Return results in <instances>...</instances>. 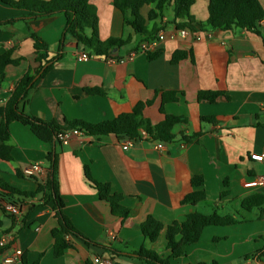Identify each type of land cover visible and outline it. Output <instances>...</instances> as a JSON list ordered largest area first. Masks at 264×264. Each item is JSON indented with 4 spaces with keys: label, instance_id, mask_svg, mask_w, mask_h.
Wrapping results in <instances>:
<instances>
[{
    "label": "crops",
    "instance_id": "crops-1",
    "mask_svg": "<svg viewBox=\"0 0 264 264\" xmlns=\"http://www.w3.org/2000/svg\"><path fill=\"white\" fill-rule=\"evenodd\" d=\"M90 2L97 9L100 40L116 38L128 44L111 57L92 55L89 61H81V55L89 54L72 36L64 35V15L33 19L29 10L0 0V21L14 20L0 26V55L12 52L13 59L21 60L5 69L0 108L6 106L22 77L39 68L35 34L47 44L49 59L61 58L30 91L25 105L29 115L66 129L74 121H112L133 112L139 103L152 101L143 115L157 125L165 118L160 112L162 93L176 92L178 102L166 104L165 113L186 117L187 123L174 128L176 140L163 143L162 150L153 140L143 142L140 148H126L128 138L115 135L72 136L53 146L39 140L28 126L11 124L8 144L13 160L0 158V180L21 193H36L50 178L47 155L56 148L63 213L91 244L69 235L70 247L56 258L52 232L59 222L49 195L11 197L0 188V245L5 240L3 248H7L0 254V264L17 251L23 256L15 264H95L97 258L114 264H147L137 258L136 251L145 247L164 257L170 252L165 231L155 243L144 238L139 227L146 219L153 216L168 226L192 213H217L233 217L237 223L207 227L201 240L172 264H264V206L252 211L242 207L246 198L264 196V186L245 187L264 177V162L251 159L252 154L264 155V20L259 25L261 36L242 29L206 28L201 31L203 39L195 42L178 35L172 7L163 19L150 22L148 15L155 6H145L141 14L149 31L162 27L158 34L164 33L165 40L144 54L138 52L141 45L153 40L127 24L129 15L118 10L113 0ZM259 2L264 7V0ZM191 14L197 24L206 22L209 1L197 0ZM159 51V58L149 60V54ZM179 51L188 57L173 64V55ZM132 53L133 58L127 60ZM87 89H99L103 94H89ZM201 91L223 92L225 96L214 103L200 101ZM195 134L200 135L192 141L183 140ZM35 164H41V171L26 176L24 170ZM85 166L97 182L109 184L113 194L124 197L122 205L131 210L128 219L113 215L110 203L100 198L87 179ZM196 176L203 177L202 188L193 187ZM200 190L206 193L205 201L183 203L186 196ZM223 192L228 195L221 197ZM7 203L25 206L21 219L13 220L4 211Z\"/></svg>",
    "mask_w": 264,
    "mask_h": 264
},
{
    "label": "trees",
    "instance_id": "trees-1",
    "mask_svg": "<svg viewBox=\"0 0 264 264\" xmlns=\"http://www.w3.org/2000/svg\"><path fill=\"white\" fill-rule=\"evenodd\" d=\"M18 9H27L31 12L29 18L38 19L52 17L56 15H64L66 17V27L64 35L72 36L77 44L81 46L89 56H106L111 57L115 50L120 49L128 44L122 39L110 38L101 41L99 38V17L96 7L90 0H2ZM209 1V17L204 23L197 24L191 14L192 7L197 0H113V5L120 10L125 16L130 17L127 24L139 35L154 40L162 27L155 26L152 31L147 27V20L141 14V10L145 6L154 5V9L149 12L148 20L155 21L163 19L165 11L172 7L174 19L173 24L177 30L189 29L192 32L204 31L206 28L235 30L242 29L248 32L262 35L259 25L264 20V7L259 0H208ZM14 20L0 21V26L10 24ZM194 25H198L196 29ZM35 41V49L38 53L37 62L39 68L32 73L28 71L18 82L11 98L5 107L0 108L2 121L0 124V158L5 162L13 160L12 148L8 142L10 140V126L18 122L24 126H28L33 134L41 141L56 146L58 144L57 133L71 129H79L86 135L90 136H109L115 135L121 139H138L140 131L146 130L150 139L153 141L171 143L177 136L173 133L176 126L186 124V117L168 115L165 113L164 107L168 103L178 102L176 92H163L160 112L165 115L164 120L153 125L150 120L145 119L143 112L146 107L153 104L152 101L147 103H139L131 113L118 116L112 121H106L98 124L87 123L84 121H74L69 124L68 128L58 127L54 122H45L39 120L25 111V105L30 91L34 88L38 80L44 78L53 68V65L61 58L57 56L49 59L47 55L48 46L37 35L32 34ZM161 52L149 54V60L153 61L161 56ZM188 57L186 52H176L173 55V64L179 63ZM193 59V57H192ZM21 60L12 58V52L0 55V85L5 79V69L9 65H18ZM89 94H103L99 89H87ZM223 92L201 91L198 98L200 101L216 102L220 97H224ZM203 120H212L203 118ZM200 134H195L190 138L183 137L185 141H192ZM49 163L50 178L45 185H40L36 193H21L17 189L10 187L0 180V188L14 195L24 197H35L40 193H47L55 205L56 218L59 227L54 229L52 236L54 239V255L56 258L63 256L65 251L70 247L66 238L73 235L81 238L88 244L91 242L86 239L64 215V201L59 191V154L56 148L47 155ZM85 175L98 191L102 200L110 203L113 215L118 216L122 220H126L131 216V210L122 205L123 196L113 194L109 184L97 182L91 175L88 166H85ZM193 187L202 188L204 179L202 176H196L192 180ZM226 187L228 183H225ZM228 195L223 192L221 197ZM204 190L193 192L186 196L183 203L197 205L206 200ZM264 206V196L262 194L253 195L246 198L242 202V207L246 211H252L255 208L260 210ZM4 211L6 212L5 208ZM13 220L15 217L11 216ZM237 222L233 217H221L217 213L212 215H203L199 213L189 214L182 222H174L165 226L153 216H149L146 221L139 227L144 238L150 243H155L160 234L166 232L167 251L170 252L168 257L160 255L156 251L143 247L135 252L137 258L147 264H172L173 259H178L185 255L187 249L197 244L207 227L210 226H231ZM1 224V223H0ZM7 248L0 247V254ZM264 258V252L261 254ZM26 264V263H25ZM35 264H39L36 262Z\"/></svg>",
    "mask_w": 264,
    "mask_h": 264
},
{
    "label": "built area",
    "instance_id": "built-area-1",
    "mask_svg": "<svg viewBox=\"0 0 264 264\" xmlns=\"http://www.w3.org/2000/svg\"><path fill=\"white\" fill-rule=\"evenodd\" d=\"M177 32H178V35L185 40L199 42L203 39V36L201 34L203 31L202 32L201 31L192 32L191 30L186 28V29L177 30ZM164 40H165L164 33H159L153 41L148 42V43H143L140 47V51L138 52H141L144 54L151 53V51L155 49L156 47H158ZM133 56H134V53L129 55L127 57V60H131ZM79 60L89 61L90 56L87 54H83L79 57ZM84 134L85 133L79 129L60 131L57 133V140L61 143H65L69 141L72 136H81ZM149 140H151L149 135L147 134L146 130L143 129L140 131V137L138 139H135V140L127 139L124 144L126 148H140L142 147L143 142L149 141ZM157 147L162 150L164 148L163 142H158ZM251 159L257 162H264V155L252 154ZM41 168H42L41 164H35L25 169L24 174L29 177L35 176L37 173L41 171ZM260 186H264V177L253 179L251 182L245 184V187L247 188H255V187H260ZM5 210L6 212L14 216L15 218L21 219L25 212V206L22 203H17V204L7 203L5 205ZM11 238H13V235H11ZM5 245L6 244L4 240L0 246L4 247ZM22 256H23V253L21 251H17L13 255L6 257L4 259V263L5 264H15L21 261ZM94 263L95 264H114L113 261L108 260V259H103V258L95 259Z\"/></svg>",
    "mask_w": 264,
    "mask_h": 264
}]
</instances>
